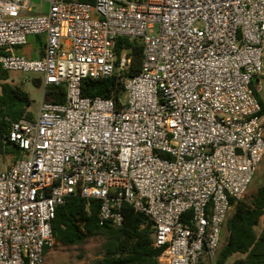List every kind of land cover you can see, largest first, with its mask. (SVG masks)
Listing matches in <instances>:
<instances>
[{"label": "built area", "instance_id": "built-area-1", "mask_svg": "<svg viewBox=\"0 0 264 264\" xmlns=\"http://www.w3.org/2000/svg\"><path fill=\"white\" fill-rule=\"evenodd\" d=\"M30 35L44 38L40 57L16 51ZM119 37L143 46L136 74ZM0 68L66 88L33 119L0 116V157L13 156L0 264H43L72 195L99 199L114 226L124 203L149 217L160 264H218L231 202L264 156V0H0ZM109 76L118 100L82 94L84 78Z\"/></svg>", "mask_w": 264, "mask_h": 264}, {"label": "trees", "instance_id": "trees-1", "mask_svg": "<svg viewBox=\"0 0 264 264\" xmlns=\"http://www.w3.org/2000/svg\"><path fill=\"white\" fill-rule=\"evenodd\" d=\"M87 1V0H82ZM126 49L132 56L130 75L141 69L143 46L136 41L119 37L116 50L120 53ZM9 79V73L0 68V116L7 120H18L22 117L33 119L35 114L29 109L32 99L29 93L19 84ZM123 85L116 76L99 79L84 78L81 92L84 96L100 95L118 98L122 95ZM261 103V114H264V101L257 93ZM64 84L48 85L44 90V99L50 102L65 101ZM2 131L7 127L4 119L0 120ZM6 153L16 157L19 150L8 145ZM234 211L228 216L225 228L227 235L221 243L217 255L218 264H262L264 260V223L258 232L256 227L264 219V185L259 186L250 202L243 199L232 200ZM100 200L72 195L65 202L57 205L52 220V231L58 243L63 245H81L91 236L102 235L103 256L94 260V264H160L158 256L161 248L153 245V222L145 214L136 211L124 203L123 223L114 226L101 222L99 218ZM240 255L231 259L234 255ZM200 264H205L201 261Z\"/></svg>", "mask_w": 264, "mask_h": 264}, {"label": "rangeland", "instance_id": "rangeland-1", "mask_svg": "<svg viewBox=\"0 0 264 264\" xmlns=\"http://www.w3.org/2000/svg\"><path fill=\"white\" fill-rule=\"evenodd\" d=\"M38 2L39 0H34ZM38 8H35L37 10ZM9 81L14 84L22 86L30 95L32 104L29 109L38 115L41 102L44 99V85L40 73L9 71ZM262 96L264 97V81H263ZM13 161L12 155H3L0 157V170L9 165ZM264 185V156L258 165L249 189L243 200L250 202L257 192L259 186ZM234 211V206H231L229 215ZM264 219H261L260 224L256 227L259 232ZM227 235V230L224 227L222 231V243ZM105 237L102 235L91 236L84 244L81 245H63L61 243L56 244L51 250H49L45 256L43 264H94V260L103 256V243ZM240 255H234L231 259H234Z\"/></svg>", "mask_w": 264, "mask_h": 264}, {"label": "crops", "instance_id": "crops-1", "mask_svg": "<svg viewBox=\"0 0 264 264\" xmlns=\"http://www.w3.org/2000/svg\"><path fill=\"white\" fill-rule=\"evenodd\" d=\"M43 39H44L43 36L30 35L28 37L27 44L20 46V47H17L16 51L19 53L25 54L29 57H33V58L40 57L42 55L43 49H44ZM263 81H262V84H263ZM262 89H263V87H262ZM262 89L259 90L258 93H259L261 99L264 101V97L261 94Z\"/></svg>", "mask_w": 264, "mask_h": 264}]
</instances>
